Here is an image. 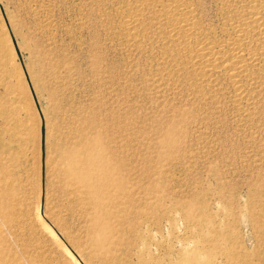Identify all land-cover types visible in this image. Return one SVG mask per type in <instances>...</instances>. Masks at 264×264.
<instances>
[{"label": "rangeland", "instance_id": "rangeland-1", "mask_svg": "<svg viewBox=\"0 0 264 264\" xmlns=\"http://www.w3.org/2000/svg\"><path fill=\"white\" fill-rule=\"evenodd\" d=\"M196 1L222 40L218 5ZM119 2L0 0V187L14 188L19 245L0 224L7 240L32 253L37 236L50 264H264V79L241 110L226 81L203 106L183 78L155 93L158 28L142 44L153 57L132 50L115 29ZM81 133L120 160L133 200L107 196V257L88 243L90 209L68 195L67 149Z\"/></svg>", "mask_w": 264, "mask_h": 264}, {"label": "bare ground", "instance_id": "bare-ground-1", "mask_svg": "<svg viewBox=\"0 0 264 264\" xmlns=\"http://www.w3.org/2000/svg\"><path fill=\"white\" fill-rule=\"evenodd\" d=\"M118 1L122 6L116 9L118 20L115 29L119 39L131 46L132 50L152 56L155 53L154 45L148 47L142 44L152 41L154 34L149 30L154 32V27L158 28L155 40L161 44L158 46L162 61L154 65L157 72L165 73L163 76L152 74L149 79L150 88L154 92H164V89L166 92L165 86L173 88L183 78L188 91L198 101L199 106H203L208 100H215L216 94L220 92V83L226 81L231 87L233 101L237 106L241 105L239 109L248 106L253 98V90L260 86L264 79V0H213L225 22L222 40H216L214 34L210 33L211 30L203 26V21L201 23L196 0ZM128 48L126 50L131 49ZM114 156L109 153L103 139L81 133L78 143L67 149L65 159L68 167L64 174L72 188L68 195L76 197L78 204L90 209L84 210L83 217H87L89 223L85 234L88 243L96 245L105 257L109 255L110 247L117 245L111 224L113 215L111 210L109 212L105 209V201L112 200L107 196L114 192L127 205L133 201L125 190L127 180L121 174L123 164H119L120 160L116 162ZM4 184L0 187V224L15 236L17 242H14L19 245L16 231H12L15 226L12 220L16 212H13L10 194L14 188L13 185H10L11 188L9 184ZM112 204L114 210L121 215L130 212L121 208L120 203ZM1 225L0 264H50L44 252L46 250L43 251V245L37 236L33 237L35 244L32 253H29L26 250L28 246L25 249L23 244L18 246L19 251L16 252ZM19 227L17 229H20ZM33 234L32 232L31 235ZM51 264H56L55 260Z\"/></svg>", "mask_w": 264, "mask_h": 264}, {"label": "water", "instance_id": "water-1", "mask_svg": "<svg viewBox=\"0 0 264 264\" xmlns=\"http://www.w3.org/2000/svg\"><path fill=\"white\" fill-rule=\"evenodd\" d=\"M12 40H13V42H14V39H13V38H12ZM16 52H17V54L19 55L18 50H16ZM33 97H35L34 94H33ZM42 131H43V129H42Z\"/></svg>", "mask_w": 264, "mask_h": 264}]
</instances>
